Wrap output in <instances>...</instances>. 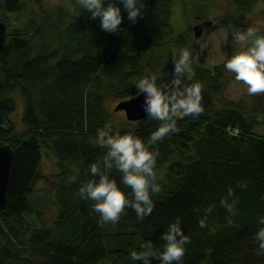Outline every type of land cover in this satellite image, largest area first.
Returning a JSON list of instances; mask_svg holds the SVG:
<instances>
[{"label": "trees", "instance_id": "obj_1", "mask_svg": "<svg viewBox=\"0 0 264 264\" xmlns=\"http://www.w3.org/2000/svg\"><path fill=\"white\" fill-rule=\"evenodd\" d=\"M43 1L0 0L6 23L0 143L13 150L6 204L0 209V264H143L131 253L147 242L162 252L161 237L177 218L191 240L182 264H264L254 239L264 227L258 223L264 216V133L254 130L264 125L257 119L264 116V95L226 97L235 78L224 68L227 61L212 66L194 61L196 40L171 23L173 0H145L144 17L136 23L115 0L123 16L116 33L103 31L100 19H90L76 0H55L60 3L40 11L35 3ZM252 4L231 0L216 21L229 29L244 21L247 26ZM258 9L264 22V0ZM181 48L192 55L194 78L188 83L204 85V112L178 120L179 133L152 146L159 152L156 172L162 186L153 195L152 214L141 221L128 208L117 224L101 225L95 202L78 196L81 185L93 178L90 165L106 152L96 143L98 130L111 126L113 133L132 132L147 142L160 124L126 116L114 122L117 110L106 100L130 98L138 92L137 81L152 74L170 82L174 64L163 53ZM157 49L162 52L155 60ZM16 97L23 102L20 129L9 116ZM45 153L51 168L37 190L34 180ZM110 176L130 191L115 169ZM241 183L247 188L238 187ZM229 187L238 200L234 216L219 203ZM210 205L215 207L201 228L199 220ZM151 264L160 261L153 257Z\"/></svg>", "mask_w": 264, "mask_h": 264}, {"label": "clouds", "instance_id": "obj_2", "mask_svg": "<svg viewBox=\"0 0 264 264\" xmlns=\"http://www.w3.org/2000/svg\"><path fill=\"white\" fill-rule=\"evenodd\" d=\"M78 5L91 13L90 19H100V27L107 33L120 31L123 21L121 8L110 0L105 6V0H76ZM127 12L128 19L136 23L143 19L145 0H119ZM233 40L240 45L224 65V68L234 74L235 80L247 86L249 96L264 95V34L257 27H248L246 31H237ZM174 71L171 81L159 78L156 74L145 76L135 84L139 94H146L144 110L148 118L159 121V127L153 131L145 142L132 132L123 135L113 133L111 126L98 130L96 143L106 149L105 154L90 165L93 177L83 183L78 190V196L85 200L94 201L93 211L99 215V222L117 224L126 214V209L135 211L138 220H143L152 214L155 204L153 195L162 190L158 182L156 166L159 152L152 146L161 142L166 136L179 133L177 121L185 117L198 118L204 112V85L194 78L192 55L188 48L179 49L173 54ZM257 119L264 116L257 115ZM115 169L121 174V183L128 189L125 192L117 180L110 176ZM242 189L246 183L238 184ZM264 199V197H262ZM220 205L231 215L236 214L238 200L233 188L229 187L226 196L220 200ZM215 205L204 209L205 215L199 220L201 228L207 227L208 215ZM258 223L264 225V216L258 218ZM182 221L177 218L171 222L161 239L165 242L162 252H155L153 244L147 242L141 245V251H133L131 259L151 264V258L159 259L160 264H182L186 254V245L191 243L190 237L181 228ZM258 243L257 255H264V227L254 236Z\"/></svg>", "mask_w": 264, "mask_h": 264}, {"label": "rangeland", "instance_id": "obj_3", "mask_svg": "<svg viewBox=\"0 0 264 264\" xmlns=\"http://www.w3.org/2000/svg\"><path fill=\"white\" fill-rule=\"evenodd\" d=\"M260 1L253 0L249 14H247V19L249 20V25L245 26V21L239 26H235L229 29L228 26L219 25L216 21V17L223 15L224 11L229 9V3L231 0H173L172 4V14L171 23L175 28L176 32H185L191 34L193 37V29L191 28L192 23L199 19H207L209 17L214 19L215 27L211 28L206 32L200 39L196 40L197 49L194 53V61L198 64L204 66H212L214 64H219L227 61L231 56L240 50V45L236 44L233 40V34L237 31H246L248 27L261 28L264 25L262 17L259 15L257 10L260 6ZM55 0H44L42 3H35L36 7L41 11L44 7H52L58 3H54ZM190 17L191 24L187 22V17ZM228 41V42H227ZM230 45V46H228ZM178 49H173L171 51H164L163 56L168 55L172 60L173 54L178 53ZM161 49H157L153 54L155 60L159 59ZM161 59V58H160ZM162 60V59H161ZM247 93V86L241 82H237L235 78H232L228 83L225 95L227 98L232 100H237L242 95ZM113 98L106 100V104L109 108L113 109L116 101ZM17 105L15 109L9 114L10 118L15 124L16 129H20L22 126V109L23 102L19 97H16ZM115 111V110H114ZM114 122L126 120L124 110H117L114 112ZM254 130L260 133H264V125H256ZM52 160L47 153H45L39 165L38 173L35 176V186L37 190H41L42 186L45 184L44 176L49 173L51 168Z\"/></svg>", "mask_w": 264, "mask_h": 264}, {"label": "water", "instance_id": "obj_4", "mask_svg": "<svg viewBox=\"0 0 264 264\" xmlns=\"http://www.w3.org/2000/svg\"><path fill=\"white\" fill-rule=\"evenodd\" d=\"M212 23L211 19H204L194 26L195 37H199L202 31ZM6 23L0 19V50L5 41ZM2 92V77L0 73V95ZM146 94L135 95L131 98L120 100L115 105V110H124L129 120H139L147 117L144 110ZM13 161V150L8 143H0V209L6 204V192L10 178V171Z\"/></svg>", "mask_w": 264, "mask_h": 264}, {"label": "bare ground", "instance_id": "obj_5", "mask_svg": "<svg viewBox=\"0 0 264 264\" xmlns=\"http://www.w3.org/2000/svg\"><path fill=\"white\" fill-rule=\"evenodd\" d=\"M1 19V18H0ZM207 19H211L212 20V23L207 27V28H205L203 31H202V33H201V35L199 36V37H195V32H194V29H193V26L197 23V22H200V21H202V20H204V18H202V19H199V20H197V21H194L193 23H192V26H191V28L193 29V38L195 39V40H197V39H200L206 32H208V30H210L211 28H212V26L214 25V19L213 18H211V17H209V18H207ZM2 93V92H1ZM137 94V93H136ZM136 94H134L133 96H135ZM133 96H131V97H133ZM130 97V98H131ZM124 114H125V112H124ZM148 117V116H147ZM146 118V117H145ZM144 119V118H143ZM129 120V119H128ZM140 120V119H139ZM130 121H136V120H130ZM233 132H235V133H237V129L235 128V129H233Z\"/></svg>", "mask_w": 264, "mask_h": 264}]
</instances>
